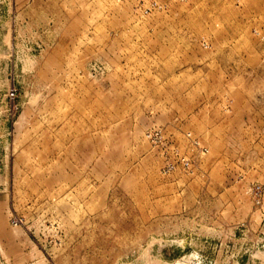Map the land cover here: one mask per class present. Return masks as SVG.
<instances>
[{"label": "rangeland", "instance_id": "374dc122", "mask_svg": "<svg viewBox=\"0 0 264 264\" xmlns=\"http://www.w3.org/2000/svg\"><path fill=\"white\" fill-rule=\"evenodd\" d=\"M0 264H264V0H0Z\"/></svg>", "mask_w": 264, "mask_h": 264}]
</instances>
